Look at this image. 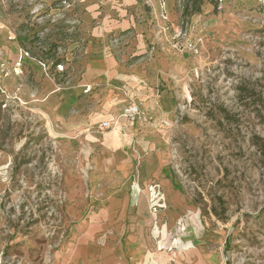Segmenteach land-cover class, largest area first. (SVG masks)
Here are the masks:
<instances>
[{"label": "rangeland", "instance_id": "obj_1", "mask_svg": "<svg viewBox=\"0 0 264 264\" xmlns=\"http://www.w3.org/2000/svg\"><path fill=\"white\" fill-rule=\"evenodd\" d=\"M217 4L0 0V264H65L126 183L169 210L164 179L192 212L166 264H264V0Z\"/></svg>", "mask_w": 264, "mask_h": 264}, {"label": "crops", "instance_id": "obj_2", "mask_svg": "<svg viewBox=\"0 0 264 264\" xmlns=\"http://www.w3.org/2000/svg\"><path fill=\"white\" fill-rule=\"evenodd\" d=\"M109 66L110 78H122L112 62ZM98 121L95 119L93 123ZM111 142L113 148L121 146L116 133ZM144 184L136 183L130 190V183H126L125 188L105 195L107 205L102 209L95 211L91 207L93 211L71 241L65 264H166L159 238L161 234L168 236L183 214L192 212L181 191L173 188L168 179L161 181L160 188L168 191L170 211L160 191L163 205L160 211L154 212L152 194L144 189ZM159 213L162 214L160 223Z\"/></svg>", "mask_w": 264, "mask_h": 264}, {"label": "trees", "instance_id": "obj_3", "mask_svg": "<svg viewBox=\"0 0 264 264\" xmlns=\"http://www.w3.org/2000/svg\"><path fill=\"white\" fill-rule=\"evenodd\" d=\"M205 3L214 5L215 10H218L217 0H184L182 18L186 19L195 14H200Z\"/></svg>", "mask_w": 264, "mask_h": 264}, {"label": "built area", "instance_id": "obj_4", "mask_svg": "<svg viewBox=\"0 0 264 264\" xmlns=\"http://www.w3.org/2000/svg\"><path fill=\"white\" fill-rule=\"evenodd\" d=\"M127 115L129 117H132L133 119L136 118V116L139 115V111H138V108L136 107H131L130 109H128V113ZM110 127V123L109 122H105L102 124V128H109ZM151 194H152V199L154 201V204H153V211H157L159 208H162V198H161V195H160V192L158 193L157 190H152L151 191Z\"/></svg>", "mask_w": 264, "mask_h": 264}, {"label": "bare ground", "instance_id": "obj_5", "mask_svg": "<svg viewBox=\"0 0 264 264\" xmlns=\"http://www.w3.org/2000/svg\"><path fill=\"white\" fill-rule=\"evenodd\" d=\"M152 258V257H151ZM154 259V258H153ZM151 264H156V263H154V262H152Z\"/></svg>", "mask_w": 264, "mask_h": 264}]
</instances>
